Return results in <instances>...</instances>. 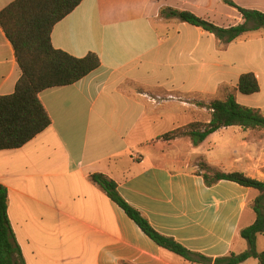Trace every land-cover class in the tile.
Returning a JSON list of instances; mask_svg holds the SVG:
<instances>
[{
  "label": "crops",
  "instance_id": "obj_1",
  "mask_svg": "<svg viewBox=\"0 0 264 264\" xmlns=\"http://www.w3.org/2000/svg\"><path fill=\"white\" fill-rule=\"evenodd\" d=\"M12 1L0 0V9ZM232 1L264 12V0ZM165 7L221 27L242 22L224 0H82L53 26L55 48L75 57L95 52L100 65L75 83L42 90L49 126L19 148L0 149V184L25 264H202L157 245L90 180L92 173L112 178L153 228L190 251L216 258L248 248L239 232L255 220L258 191L225 179L208 186L199 162L264 181V128L218 129L213 133H229V147L216 154L215 142L203 148L212 133L196 146L188 136H160L208 122L209 109L191 96L222 98L223 86L264 112V28L223 46L201 27L160 16ZM248 71L260 90L242 94L238 79ZM20 75L0 26V95L13 93ZM157 91L178 98L154 104ZM177 114L188 115L186 122L156 128Z\"/></svg>",
  "mask_w": 264,
  "mask_h": 264
},
{
  "label": "trees",
  "instance_id": "obj_2",
  "mask_svg": "<svg viewBox=\"0 0 264 264\" xmlns=\"http://www.w3.org/2000/svg\"><path fill=\"white\" fill-rule=\"evenodd\" d=\"M81 1L13 0L0 9V26L11 43L21 70L13 93L0 95V149L19 148L49 126L50 117L38 96L42 90L75 83L99 67L100 59L95 52L75 57L55 48L51 43L53 26ZM224 2L241 14L242 22L221 27L189 10L171 7L160 9V16L176 18L181 22L201 27L212 33L223 45L245 32L264 28V12L241 7L232 0ZM237 89L242 94L258 92L260 85L256 75L251 71L242 73ZM206 106L211 110L208 122L192 121L160 137L171 140L188 136L196 146L209 134L223 127L240 126L252 130L264 128V112L237 102L233 90H228L222 98H212ZM199 167L203 170L202 176L208 186L225 179L258 191L252 203L255 220L239 232L241 238L247 241L246 250L216 258L190 251L173 237L163 235L153 228L147 217L119 193L117 183L112 178L103 173H92L89 178L151 240L185 260L202 264H241L253 257L257 259L258 264H264V251H258L256 244L257 236L264 235V181L249 177L240 171L214 170L203 161L199 162ZM7 206V188L0 184V264H25L8 218Z\"/></svg>",
  "mask_w": 264,
  "mask_h": 264
},
{
  "label": "rangeland",
  "instance_id": "obj_3",
  "mask_svg": "<svg viewBox=\"0 0 264 264\" xmlns=\"http://www.w3.org/2000/svg\"><path fill=\"white\" fill-rule=\"evenodd\" d=\"M215 6H217L218 8H220V10L223 11V8L220 5L216 4ZM228 90H230V88L228 86H223L221 88V92L220 93L221 94H224L225 92H228ZM157 94L158 95H156L154 97H151V100H150L154 104H160V103H163L164 101L178 98V97H175V96H173L171 94H164L162 91H157ZM191 97H192L191 100H193V102H195L196 105H198L197 104V102H198V103L203 104L207 109H209L206 105L209 103V101L211 100V98H204V99H202L199 96H194V95H192ZM258 97L261 100V104L264 106V93L261 94ZM173 106L174 105H169V108H171ZM207 111H208V113H211V110L210 109L207 110ZM169 113H170V111H169ZM187 116L188 115L185 116L184 114L182 116H179L177 114L176 117L174 116L172 119H169V121H158V123L156 124V128L158 130H162L163 131V130H165V128L168 127V129L170 130V129L176 127L177 125L183 124L184 122H186V120H187L186 117ZM228 134L229 133L227 131L226 132H216V133H212V135L209 136L207 138V140L205 141V143L203 145V148L207 150V148H210V146L213 145L212 143L215 142L216 143V146H215L213 152L216 154V151L219 148H227V147H229V146L225 145L226 144V141L228 140L226 138V137H228ZM222 142H224V146H226V147H223V146H219L218 147V144L219 143H222ZM256 244H257V250L258 251H264V235L260 236V238H259V240H258V242ZM247 260L243 264H258V262L256 261V259H254L253 257L252 258H249Z\"/></svg>",
  "mask_w": 264,
  "mask_h": 264
}]
</instances>
